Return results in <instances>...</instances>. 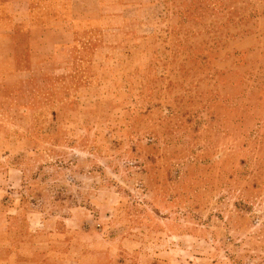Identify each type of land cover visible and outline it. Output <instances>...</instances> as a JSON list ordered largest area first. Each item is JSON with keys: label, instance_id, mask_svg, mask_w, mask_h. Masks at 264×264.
I'll list each match as a JSON object with an SVG mask.
<instances>
[{"label": "rangeland", "instance_id": "obj_1", "mask_svg": "<svg viewBox=\"0 0 264 264\" xmlns=\"http://www.w3.org/2000/svg\"><path fill=\"white\" fill-rule=\"evenodd\" d=\"M0 264H264V0H0Z\"/></svg>", "mask_w": 264, "mask_h": 264}]
</instances>
